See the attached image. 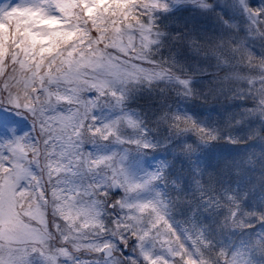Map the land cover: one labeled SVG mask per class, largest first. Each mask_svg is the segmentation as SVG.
<instances>
[{"label":"snow or ice","instance_id":"snow-or-ice-1","mask_svg":"<svg viewBox=\"0 0 264 264\" xmlns=\"http://www.w3.org/2000/svg\"><path fill=\"white\" fill-rule=\"evenodd\" d=\"M0 264H264V0H0Z\"/></svg>","mask_w":264,"mask_h":264}]
</instances>
